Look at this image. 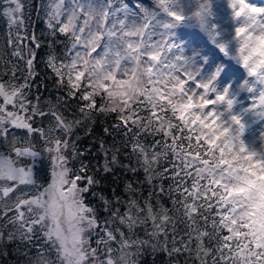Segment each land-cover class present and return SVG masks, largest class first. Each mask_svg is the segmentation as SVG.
I'll return each mask as SVG.
<instances>
[{"label":"snow or ice","instance_id":"6c2138e0","mask_svg":"<svg viewBox=\"0 0 264 264\" xmlns=\"http://www.w3.org/2000/svg\"><path fill=\"white\" fill-rule=\"evenodd\" d=\"M179 2L153 0L156 7H149L144 0H136L132 7L124 0H71L70 6L65 0H49L41 5L47 16L48 35L43 36L29 31L26 9L31 4L27 0H0V18L7 25L4 46L11 47L10 56L15 58L13 63L0 64V144L8 147L7 152L0 151V177L8 181L7 187L0 186V199L17 198L11 210L0 207V220H6L7 226L19 225L20 239L40 255L43 250L35 238L38 225L26 219V211L41 194L31 200L17 195L23 187L34 185L33 169L37 178L48 182V165L39 159L35 143L42 142L50 154L55 153L53 165H76L72 184L85 199L96 198L93 188L99 181L84 163L74 135L69 134L79 126L90 132L97 116L114 114L115 122L104 132L121 139L119 147L101 144L104 171L112 170L109 164L116 163L121 149L129 150L128 158L137 157L138 167L129 165L128 170H142L152 191L140 204L119 197L110 201L99 194L107 216L98 214L97 247L92 251L99 252L102 264H123V249L131 246L124 233L112 230L111 221L127 219L131 230L133 215L145 209L151 213L153 205L159 206V216H152L153 231L145 228V235L162 236L160 248L176 264L185 254L188 259L183 264H189V259L207 264L206 242L212 249L211 264H264V148L257 150L242 139L241 116L225 118L221 106L226 104L231 110L235 100L231 86L219 87L231 60L237 61L250 77L245 86L257 92L252 107L264 116V4L228 0L236 23L229 40L213 20L214 0H197L191 17L177 10ZM160 12L170 19H161ZM193 17L212 43L230 57L227 67L219 65L205 73L174 41L173 29ZM42 41H49L47 67L56 78V87L65 90L55 103L31 94L38 75L34 49L45 46ZM72 101L75 110L69 112ZM145 120L158 126L149 130L142 125ZM70 143L71 159H65L61 153L69 151ZM161 148L173 151L177 159L170 160L171 167H165L156 179L159 183H153L148 173ZM169 180L172 183L166 187ZM127 188L132 191L131 183ZM163 197L171 200V209L161 203ZM86 202V210L97 215L98 208ZM173 211L182 212L188 222L179 239L169 215ZM197 221L202 229L192 228ZM169 224L171 231L165 230ZM5 227L0 225V240ZM117 237L121 243L114 254L109 243ZM16 238L15 232H8L9 241ZM131 244L141 247L149 240L136 239Z\"/></svg>","mask_w":264,"mask_h":264},{"label":"trees","instance_id":"16d2710c","mask_svg":"<svg viewBox=\"0 0 264 264\" xmlns=\"http://www.w3.org/2000/svg\"><path fill=\"white\" fill-rule=\"evenodd\" d=\"M153 2V0H145ZM188 0H180L179 4L176 6L179 10H182V13L185 15L187 12L186 2ZM28 3L31 4V9H26V12L29 13V31L35 30L37 35L47 36V16L44 13V10H41V5L43 4V0H27ZM127 3V0H124ZM154 4V3H153ZM184 5V6H183ZM151 7V5H148ZM154 7V6H153ZM186 16V15H185ZM7 31V25L4 22L3 18H0V64L3 63H13L15 62V58L10 56V52L12 51L11 47H5L3 42L4 34ZM45 45L39 49H34L36 52V72L38 75L35 76L34 84L32 87V95H39L42 101H52L56 102L57 97H61L64 95V89L56 87V78L52 70L47 67V54L48 48L47 43L49 41H42ZM58 50H62V45L58 46ZM22 82V81H21ZM38 88V91H37ZM75 110V102L72 101V106L68 109L69 112ZM18 111V110H17ZM23 115V113H20ZM114 114H106L99 115L96 117L95 123L91 126V131H86L84 126L74 127L72 129V133L69 135H74V139H76L77 149L81 153L82 158H84V163L89 165V170L92 173H95V178L99 181V184L93 188V191L98 195L96 198L92 196L83 197V200L87 206L86 201H91V204L98 208L97 215H93V219L97 222L98 214L101 217H106L107 212L104 209L103 202L99 200V194H102L106 199L110 201H114L116 197L121 198L124 201L129 199H135L138 204L145 199L148 198L149 193L152 191V187L146 180L145 173L142 170L137 171L136 173H132L128 170L129 165L132 167H138L135 163L137 157L133 156L131 159L128 158L129 150L121 149L118 153L116 163H110L109 167H111L110 172H105L103 165L105 163V154L104 148L101 147L103 143L105 146L110 147L113 143H117V147H119L118 141H120L121 137L116 134H106L104 132V128H110L111 125L115 122ZM142 125L149 130L153 127H157L158 125L153 124L150 121H142ZM56 135H63L62 133H57ZM177 135H179L177 133ZM78 138V139H77ZM47 146L40 142L35 143L34 149L40 150V153H43ZM7 145L0 144V151L7 152ZM160 154L156 156L155 162L150 165V172L148 175L153 177V183H159L156 179L163 172L165 167H171L168 163L170 160L177 159L176 154L173 151L165 148H161L157 150ZM64 155L65 159H71V143L69 144V151L67 153H61ZM86 157V158H85ZM111 159V153H109V160ZM181 167L183 164L181 161H177ZM48 172L49 175L48 182L45 183L42 178H35L34 185L23 187L21 192L18 193L20 199L30 200L34 193H40L50 182L52 179V170L51 164L47 161ZM53 166V164H52ZM69 172H73L74 165L73 163H68L66 165ZM35 173V170H34ZM131 183L132 191H129L127 185ZM172 183V181H167L165 186ZM0 186L7 187L8 181L6 178L0 177ZM32 193V196H29ZM32 199V198H31ZM17 203L16 196H11L8 199H0V207L11 210L15 204ZM161 203L164 204L165 207L171 209L172 203L171 200L167 197H163L161 199ZM120 207V205H116ZM123 211V209H122ZM28 211H26L27 213ZM169 215L175 221V227L178 232L177 239L180 236L184 235L186 228L185 225L188 223L185 221L182 212L173 211L170 212ZM152 216H159V206L153 205V211L149 213L147 209L144 212L139 214H134L133 219L131 221L132 228L129 229V221L125 219L123 222L117 217L116 219L111 221L112 230L119 231L124 233V237L129 241L131 246L123 249L124 262L123 264H176L175 259L169 257L166 251L161 250L160 244L163 242V237H149L145 235V228L148 231H153L151 228V220ZM27 219V215H26ZM32 221V220H30ZM35 222V221H34ZM36 223V222H35ZM37 224V223H36ZM0 225H5V236L3 240H0V264H66L63 257L58 252L57 246L54 242L48 237L46 230H40L39 225L35 228V238L39 241L41 248L43 250V255L35 252V249L32 248V245L29 244L25 240L20 239V226H7L6 220H0ZM161 227H165L161 225ZM171 224L165 230L171 231ZM193 229L200 228L202 229V225L197 221L196 224L192 225ZM209 231L211 230V221H209ZM9 231L15 232L16 239L9 241L7 239V234ZM96 233L91 236V240L93 242V246L96 248V244L94 241V237L97 235V227L95 228ZM149 240V244L143 245L141 247H137L131 242L133 240ZM121 243L119 237H117L115 243H109V247L112 248L114 254L118 252V246ZM152 244H156L157 247L153 249ZM47 245V247H45ZM179 246V245H177ZM205 247L209 250V256L205 257L207 260V264H211L212 256H211V247L205 243ZM99 254V252H97ZM27 254V255H26ZM99 259L102 260L101 256ZM188 259L187 255H181L179 260L180 264H183V261ZM100 260V261H101ZM102 263V261H101ZM189 264H194L192 260L189 259ZM195 264H199L198 261Z\"/></svg>","mask_w":264,"mask_h":264},{"label":"rangeland","instance_id":"374dc122","mask_svg":"<svg viewBox=\"0 0 264 264\" xmlns=\"http://www.w3.org/2000/svg\"><path fill=\"white\" fill-rule=\"evenodd\" d=\"M48 2L49 0H43V4L45 5ZM65 2L69 6L71 5V0H65ZM127 2L129 3V1ZM135 3L136 0H130L129 4L134 7ZM213 4L215 5V8L212 9L213 20L218 24L222 37L230 40L234 34L236 24L232 27V24L229 23L235 20L231 17L228 0H214ZM150 5L151 7H156L153 3ZM186 7L187 13L185 15L186 17H191L198 8L197 0H188ZM177 10L179 9L177 8ZM159 16L161 19H170L164 12H160ZM173 32L174 41L180 45L183 54L194 60L196 65L204 69L205 73H210L215 70H210L208 67V63L214 59H219L222 65L227 67L226 62L229 61L230 57L225 56L212 43L207 32L200 27L195 17L186 19L182 24L181 22L178 23L175 29H173ZM209 47V51H203L207 48L209 49ZM242 70H244L243 67L237 61L231 60V68L226 76L230 75V72L237 71L238 73L241 72L244 74L250 80L247 72ZM251 92L256 91H250L247 87L241 90L239 95H246L248 104H254L256 103L255 97L257 92L256 94L250 95ZM223 108L227 112L232 111V109H227L225 105L224 107L223 105L221 106V111ZM256 110L259 111V109ZM259 116V114L256 115L255 118L258 119L253 121L256 125L264 120V116L261 118ZM250 134L251 130L246 128L242 135L245 143L250 147H256L257 150L264 148V139L255 141L248 140L247 138H249ZM221 151L223 152L224 149H221ZM54 155V152L50 154L46 148L42 154L40 153L39 159L43 160L45 164H47V161L51 164L52 179L40 193H34L33 196L30 193L29 196H32V199L37 197L38 194L41 195L38 196V202L27 209V219L35 221L39 225L40 230H46L48 237L57 246L58 252L66 264H102V260L99 259L100 255L92 251L95 247L93 246L91 236L96 233L95 228L97 222L93 219L90 212L86 210L87 206L83 200V196L78 187L72 184V173L68 171L66 165L61 166L55 164L52 166V158ZM33 178H35L34 169ZM45 189L49 190L46 195L42 194ZM31 198L28 199L31 200Z\"/></svg>","mask_w":264,"mask_h":264},{"label":"bare ground","instance_id":"6f19581e","mask_svg":"<svg viewBox=\"0 0 264 264\" xmlns=\"http://www.w3.org/2000/svg\"><path fill=\"white\" fill-rule=\"evenodd\" d=\"M254 2L258 4H264V0H254ZM213 8H215L214 4H213ZM229 23L232 24V27H234V24H236L235 21H231ZM206 50L209 51L210 47L209 49L207 48L203 51L206 52ZM219 65H222L219 59H214L212 62L208 63V67L210 70L215 69ZM247 80L249 79H247L244 74H238V72L236 71L230 72V75L222 78L219 84L220 89L223 90L224 87L231 86L230 95L235 100V104L231 112H227L225 108L222 109V112L225 113V118H229L230 115H239L243 118L245 129L249 128L251 130V134L249 138H247L248 140H251V141L263 140L264 139V120L258 125L254 124L253 122L258 119V118H255L256 115L259 114L260 115L259 118H261L262 115L260 114L258 110H256V108L252 107L253 104H248L246 95H242V96L239 95L241 90L247 88V86H245V81ZM253 94H256V92L250 93V95H253ZM224 105L226 106V104Z\"/></svg>","mask_w":264,"mask_h":264},{"label":"water","instance_id":"95a60500","mask_svg":"<svg viewBox=\"0 0 264 264\" xmlns=\"http://www.w3.org/2000/svg\"><path fill=\"white\" fill-rule=\"evenodd\" d=\"M34 150H36V149H34Z\"/></svg>","mask_w":264,"mask_h":264}]
</instances>
